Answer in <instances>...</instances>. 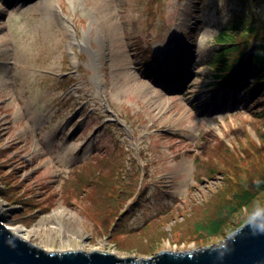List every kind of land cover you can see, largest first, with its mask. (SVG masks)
I'll use <instances>...</instances> for the list:
<instances>
[{
	"label": "rangeland",
	"instance_id": "rangeland-1",
	"mask_svg": "<svg viewBox=\"0 0 264 264\" xmlns=\"http://www.w3.org/2000/svg\"><path fill=\"white\" fill-rule=\"evenodd\" d=\"M244 16L264 37V0H0L6 224L41 248L142 259L222 244L261 213L264 191L226 205L264 175V85L226 106L211 67ZM161 44L187 49L181 81L144 65ZM219 217L220 234L197 229Z\"/></svg>",
	"mask_w": 264,
	"mask_h": 264
},
{
	"label": "water",
	"instance_id": "water-1",
	"mask_svg": "<svg viewBox=\"0 0 264 264\" xmlns=\"http://www.w3.org/2000/svg\"><path fill=\"white\" fill-rule=\"evenodd\" d=\"M0 203V264H264V209L222 244L194 250H162L150 258H123L114 252L47 250L15 234Z\"/></svg>",
	"mask_w": 264,
	"mask_h": 264
},
{
	"label": "trees",
	"instance_id": "trees-1",
	"mask_svg": "<svg viewBox=\"0 0 264 264\" xmlns=\"http://www.w3.org/2000/svg\"><path fill=\"white\" fill-rule=\"evenodd\" d=\"M245 17L232 22L219 31L217 40L220 46H217V51L211 59V67L216 71V77L219 78V80L216 78V82L222 85L225 98L229 101L232 91H238L242 93L237 99L240 103L248 99L246 95L253 96L264 85V37L259 35L260 26L257 20L250 16ZM145 51L147 52V50ZM239 66L241 69L236 76L231 80L227 79L226 77L230 76L232 71ZM259 82L263 85L257 84ZM126 186L129 188L131 184L126 183ZM128 191L127 189L121 192L120 187H116V189L108 191V196L110 194L109 198L113 199V196L118 192L117 194L123 197ZM262 191H264V175L253 182L251 188L243 187L238 194H235L234 200L237 205H226L229 213H233L238 208L247 207ZM226 219V217H219L205 224L200 223L197 229L207 232L210 236H216L221 233L227 223Z\"/></svg>",
	"mask_w": 264,
	"mask_h": 264
},
{
	"label": "bare ground",
	"instance_id": "bare-ground-1",
	"mask_svg": "<svg viewBox=\"0 0 264 264\" xmlns=\"http://www.w3.org/2000/svg\"><path fill=\"white\" fill-rule=\"evenodd\" d=\"M46 1H48V0H46ZM46 3H48V2H46ZM161 50H163L164 51V48L162 47V49ZM162 51V53H161V57L163 56V57H165V53ZM100 84H101V81H100ZM2 205V204H1ZM76 215H74V216H72V217H75ZM67 221H68V219H67ZM22 229V226H16L15 228H11V230H12V232H14L15 234H18V235H20V230ZM24 237V236H23ZM47 250H49V249H47Z\"/></svg>",
	"mask_w": 264,
	"mask_h": 264
}]
</instances>
